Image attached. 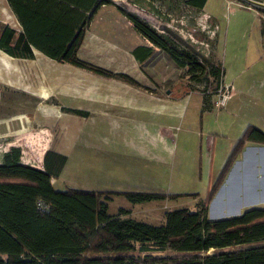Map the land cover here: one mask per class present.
I'll return each mask as SVG.
<instances>
[{
	"label": "rangeland",
	"instance_id": "374dc122",
	"mask_svg": "<svg viewBox=\"0 0 264 264\" xmlns=\"http://www.w3.org/2000/svg\"><path fill=\"white\" fill-rule=\"evenodd\" d=\"M112 1L109 7H113L103 8L94 26L87 31L78 55L95 65L137 79L140 86L136 88L142 90L147 107L153 101L162 100L165 105L162 114L147 111L140 117L145 122L139 121L133 111L124 112L123 119L118 118L121 112L117 111L114 115V108L103 103L106 96H114V92L126 93L127 89H131L126 82H122V90L119 91L113 78L84 68H72L69 63L57 65L46 60L31 66L26 60H18V75L0 76V152L9 141L6 140L10 137L9 130L19 131L22 135L23 130L37 132L46 128L56 141L61 129L59 122L54 116L44 117L39 111L52 109L54 104L86 111V116H80L85 120V127L80 133L82 136L72 152L84 151L87 159L81 167L74 160L68 163L65 177L76 180L72 184L63 178L64 186L176 195L125 205L128 213L122 217L158 224L163 221L165 211L177 207L193 210L198 202H202L210 183L219 174L232 150L228 149L232 138H235L233 147L243 131L242 124L253 122L255 114L251 110L245 111V105L241 107L240 95L247 99L255 97L262 104L259 110H264V88L260 83L264 80V18L256 14H264V8L253 4L246 6L244 0H207V11L202 9L195 15V9L187 3L188 0ZM117 6L140 16L159 30L170 29L183 39L190 40L197 51L214 62H221L233 84L225 105H215L216 100H220V92H229L223 85V74L216 84L212 78H207V72L200 74L201 81L189 78L186 74L188 68L177 67L163 52L140 67L130 51L138 44L150 43L135 31L128 18L118 13ZM252 17H256L255 21ZM0 20L9 27L19 28L14 15L6 8L5 0H0ZM245 28L258 29L259 60L255 55V42L249 41L250 47L246 41L250 33L245 36ZM196 31L202 33L203 38L197 39L193 34ZM247 46L250 49L245 53ZM3 54L0 53V56ZM251 62L256 77L249 85L247 73L250 70L246 65ZM255 64L258 69H254ZM219 109H227L228 113L223 111L221 114ZM234 112L239 113L237 118ZM17 115L22 116L8 120ZM130 117L132 122L126 121ZM131 123L141 126L134 128L145 130L140 135L145 136L144 144L140 143L137 132L123 131ZM159 135H162L163 142L159 140ZM86 138L87 143L84 141ZM242 157V161L236 162L230 169L224 183L210 200L209 219L235 216L248 208L264 206V148L248 147ZM121 197L113 199L110 212L116 213L124 204ZM122 199L128 203L126 198Z\"/></svg>",
	"mask_w": 264,
	"mask_h": 264
},
{
	"label": "trees",
	"instance_id": "16d2710c",
	"mask_svg": "<svg viewBox=\"0 0 264 264\" xmlns=\"http://www.w3.org/2000/svg\"><path fill=\"white\" fill-rule=\"evenodd\" d=\"M6 1L20 24V30H15L0 21V49L8 55L31 59L33 49H37L55 61L140 86L128 74L95 65L78 55L94 15L112 0ZM205 2L187 3L198 15ZM117 9L150 43L132 49L140 67L163 52L177 67L186 66L189 78L201 81L200 74L207 72L208 79L219 82L221 62H214L170 29L159 30L121 6ZM193 34L203 38L198 31ZM62 110L86 116L83 110ZM248 142L264 145V131L247 125L202 202L193 210H167L158 224L122 217L128 213L122 207L109 213L107 201L112 195H122L132 203L176 195L73 187L55 190L51 179L60 176L67 156L48 148L41 170L21 163L20 148L11 146L0 163V264H264V206L226 218L207 217L210 200Z\"/></svg>",
	"mask_w": 264,
	"mask_h": 264
},
{
	"label": "crops",
	"instance_id": "0c3cea01",
	"mask_svg": "<svg viewBox=\"0 0 264 264\" xmlns=\"http://www.w3.org/2000/svg\"><path fill=\"white\" fill-rule=\"evenodd\" d=\"M3 5H4V3H3ZM5 6H6V8L9 9L10 13L14 15L15 21L18 24V27H19V28H16V29L13 28V27H11V28H13L15 30H20V24H19L15 14L13 13L12 9L10 8V6L8 5L6 0H5ZM109 6H111V5L110 4L103 5L102 7H100L98 9V11L94 15L93 19L91 20L87 30L84 33V37H83V40H82L80 46L82 45L83 41L85 40L87 31L94 26L95 19L99 16V14L103 10V8H105V7L112 8L113 7V6L112 7H109ZM206 6H207V0H206L204 6L202 8L203 9L202 11H204V10L207 11V7ZM206 11H204V12H206ZM118 13L121 14L119 11H118ZM105 17H104V19H105ZM254 18L256 19V17H252L253 21H255ZM250 26H252V24H250ZM135 31H137V30L135 29ZM137 33L144 40H146V38H144L139 32H137ZM249 33H250V35L247 36ZM243 34L245 36H247L246 37V41H248V44H249L250 47H251V45H250L249 41L255 42V45H256L255 46V55H257V59H258V56H259V54H258V52H259L258 46H259V39H260L258 29L256 31V29L247 30V28H245L243 30ZM138 45H147V44L143 43V44H138ZM136 46H134V47H136ZM79 49H78V52H79ZM248 49H250L248 46L245 47V53L248 52ZM33 51H34V57L30 59V58H18V57L9 56L6 52H4L2 49H0V53H2V54L4 53L3 56H0V76H3V75L15 76L16 74L18 75L19 73H18V69L16 67V65H18V60H26V62L27 61L30 62L31 66H34L33 64L35 62H40L41 63L42 61L44 62L46 60L54 61V62H56V64L58 63L57 65H59L60 63L68 64V63H64V62L55 61L54 59L48 57L47 55L43 54L42 52H40L37 49H33ZM130 52L132 54V51H130ZM132 56H133V54H132ZM133 58L136 60V58L134 56H133ZM3 59H5V60L3 61ZM136 62H138V61L136 60ZM252 63L253 62H251L250 64L246 65L248 67L247 70H250V73H247V76L250 78V81L248 82L249 85H251L250 83H251L252 78L256 77L255 74H253V71H252V69H253ZM56 64H54V65H56ZM255 65H256V67L254 69H256L257 66H258L257 64H255ZM69 66H71L72 68H76V69L80 68V67L74 66L72 64H69ZM222 66H223V64H222ZM104 68H106V67H104ZM221 79L223 81V85L225 84V86L228 88L227 90L229 91L226 94V97H225V99H226L231 93L230 89L233 86V84L231 82L232 79H231V77H229V73L227 72L226 67H224V66H223V76H222ZM114 80H116V83H117V84H115V88L116 89L119 88V91L122 90V88L120 86H122V82L123 81L117 80V79H114ZM135 80L137 81V79H135ZM5 83L7 85L10 84V83H7V82H5ZM260 83H263V85H261V88H264V80H263V82H260ZM45 84L46 83L44 82V85ZM126 84H129V83H126ZM10 85L13 86L12 84H10ZM129 85H130L129 87L131 89H127L126 93L123 92V93L120 94V93H115L114 92V94H115L114 96H106L105 102L103 104L111 105L114 108V115H115V113L117 111H118V113L121 112L118 118L123 119L124 112H126V111L132 112L133 111V113H135V115H138L139 121L145 122L144 119L141 120L140 117H141V114H144L147 111L154 112V113H157V114H162V110H164V108H165V105L163 104L162 100L153 101V104H150L149 107H147V105L145 103V100H144V94L142 93V90L140 91V89L136 88L138 86L133 87L134 85H131V84H129ZM130 91H132V93ZM158 99H162V98H158ZM225 99H224L223 103H221V105L223 104L222 106H224L225 103H226ZM239 99L243 103L241 105V107H243V105L246 106L245 107V111L251 110L255 114L254 120H253L252 123L242 124L241 127L243 128V130L246 128L247 125H253V126H256V127L260 128L261 130L263 129V131H264V110H262V109H261V111L259 110L262 104H259L257 102V99L255 97H252V96H251V98L247 99L244 95H240ZM96 104L99 106L98 100H97ZM54 106H52L53 107L52 109H47V111H44V112L39 111V112H41V114L44 117H52V116H54L56 121L59 122V126H60L61 129L57 133L56 141L55 142L53 141V139L51 137L52 136L51 131L49 129H46V128H44L43 131L41 130V131H37V132L29 131V130H27V131L23 130L22 135L20 134L19 131L11 132V130H9L10 132L8 133V136H10V137L6 138V140H9V141H8L7 145H4L6 147H2V150L0 152V163L2 162V155L4 154V152L9 150V148L11 146H17L21 150V155H20V162L21 163L28 164L30 166H33L35 168H38V169L42 170L43 169V155H44V152L48 148H53L55 151L67 156L66 163H65V165H64V167H63V169H62V171L60 173V176L58 178H56V179H54V178L51 179V184H52L53 188L55 190H62V189L65 188L64 185H66L64 180H63V178H65L67 181H70V183H72V184H74L73 181L76 180V179L75 180H71V178L65 177L67 175L68 163L71 160H74V163L76 165H78V167H81V166H83V163L87 159L85 154H84V151H81V153H76V154H73V152H72L73 149L75 148L77 142L80 140V138L82 136V135H80V133L83 131V129L85 127V120L82 117L78 116V115L67 113L65 111L63 112V110H61V107H69L68 105H59V104L55 105L54 104ZM115 106H120V107H115ZM75 109H76V107H75ZM117 109H122V110H117ZM219 110H220L219 113H221V114H223V111L225 113H228L227 109H224V110L219 109ZM229 111H231V112L233 111L231 107H229ZM237 114H239V113L238 112H234V116L236 118H237ZM21 116L22 115L12 116L8 120L14 119V118H19ZM132 120H133L132 117L126 119V121H131V122H132ZM130 125L131 126L123 128V131L126 132V133H131L132 131L137 132L139 134L140 143L142 142L144 144L145 136L141 137L140 135L144 134L145 130L144 129L134 128V127H141L140 125H137V124L132 125V123ZM17 130H19V129H17ZM154 131H155L156 134H158L156 132V130H154ZM49 132H50V134H49ZM25 135H27V136H25ZM22 136H23V138H22ZM170 138H172V137H170ZM183 139H188V138L187 137L186 138L183 137ZM233 139H235V138H232L231 143L228 146V149L232 148ZM14 140H16V141H14ZM159 140L163 142L162 135H159ZM0 141H1V137H0ZM84 141H86V143H87L88 142L87 138L84 139ZM81 147H82V145H81ZM83 147H84V145H83ZM137 147H139V145ZM248 147L264 148V145L263 144L250 143V142L245 143V146H244L242 152L239 154L240 157L239 156L237 157V159L235 160V162L232 165V167L236 164V162H239L240 160L242 161L243 153L245 152V150ZM37 150H38V154H35ZM140 151H139V153H140ZM26 155H27V157H26ZM262 163H264V161H262ZM232 167H231V170H232ZM262 167H263L262 168V170H263L264 169V164H262ZM90 168H91V166H90ZM231 170H230V172H231ZM262 175H263L262 176V178H263L264 177V170L262 172ZM213 177L214 176H212V178ZM70 187H73V186H70ZM73 188L90 189V190H101L99 188H97V189L96 188H88V187H85V186H82V185H80V186L76 185ZM115 190L118 191V189H115ZM121 196L122 195H112L111 196L112 197L111 198L112 201L110 203H108V207L114 201L113 199H115L116 197H121ZM122 198H125V197L124 196L121 197L122 202H124V204L121 205L122 208H126L125 205H130L131 204L129 201H127L128 203H126V201L124 199H122ZM141 203H145V202H141ZM109 209H110V207L108 208V212L109 213H114V212H110Z\"/></svg>",
	"mask_w": 264,
	"mask_h": 264
},
{
	"label": "built area",
	"instance_id": "2783aa9c",
	"mask_svg": "<svg viewBox=\"0 0 264 264\" xmlns=\"http://www.w3.org/2000/svg\"><path fill=\"white\" fill-rule=\"evenodd\" d=\"M256 14H258L259 15V17L261 18H264V14H262V13H256ZM264 28V27H263ZM264 30V29H263ZM218 96L220 97V100H216V102H215V105L217 106L219 103H223V101H224V99H225V97H226V91H224V93H222V92H220L219 94H218ZM219 99V98H218Z\"/></svg>",
	"mask_w": 264,
	"mask_h": 264
},
{
	"label": "water",
	"instance_id": "95a60500",
	"mask_svg": "<svg viewBox=\"0 0 264 264\" xmlns=\"http://www.w3.org/2000/svg\"><path fill=\"white\" fill-rule=\"evenodd\" d=\"M245 2L249 4H253L255 6L263 7L264 8V2L258 1V0H244Z\"/></svg>",
	"mask_w": 264,
	"mask_h": 264
}]
</instances>
